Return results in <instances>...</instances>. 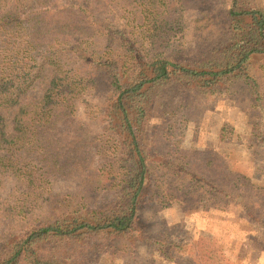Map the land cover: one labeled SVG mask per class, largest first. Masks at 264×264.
Segmentation results:
<instances>
[{"label":"trees","instance_id":"1","mask_svg":"<svg viewBox=\"0 0 264 264\" xmlns=\"http://www.w3.org/2000/svg\"><path fill=\"white\" fill-rule=\"evenodd\" d=\"M215 2L218 21L204 11L205 29L187 21L193 41L171 47L170 0H0V34L23 35L33 64L23 84H0V264L135 261L149 194L241 207L264 231V194L229 153L180 145L229 99L256 115L246 147L264 172V2ZM211 247L193 262L231 260Z\"/></svg>","mask_w":264,"mask_h":264},{"label":"rangeland","instance_id":"2","mask_svg":"<svg viewBox=\"0 0 264 264\" xmlns=\"http://www.w3.org/2000/svg\"><path fill=\"white\" fill-rule=\"evenodd\" d=\"M219 6L222 7L215 0H170L166 37L170 40L171 47L193 41L196 27L192 30L191 24L187 26V21L197 27L203 23L205 29L208 21L202 19L204 11L211 9L212 22L218 21L220 13L216 9ZM183 24L187 26V35L182 30ZM181 37L186 39V43L180 41ZM32 66V52L23 35L0 34V84H23ZM249 118L255 120L256 115L251 114L249 117L248 112L242 111L231 100L221 99L215 108L207 110L200 120L187 123L185 138L180 145L181 148L187 149L226 150L229 153L230 165L250 176L253 184L264 194V172L254 167L256 158L254 159L246 147L251 128ZM226 121L232 126V134L221 140L220 130ZM177 139L178 136L175 135L169 137L168 141L174 143ZM171 143L168 142L169 145ZM161 144L163 145V142ZM161 147L166 148L164 145ZM174 149L175 146L170 152H174ZM257 158L264 162V144L261 145ZM153 195H148V201L139 211L140 218L136 229L142 238L137 243L135 261L126 263L119 256L114 259L101 257L99 264H195L193 261L195 259L198 262L197 254L203 261L204 251L211 249V244L227 252L231 258L227 264H264V231L253 226V220L243 215L241 207H233L228 211L212 209L211 212H192L166 193ZM256 205L260 206L259 203ZM156 238L167 243L158 247H163L165 252H155L156 247L152 241L146 240ZM130 256L125 254V258Z\"/></svg>","mask_w":264,"mask_h":264}]
</instances>
